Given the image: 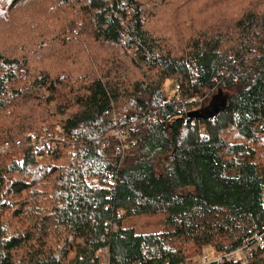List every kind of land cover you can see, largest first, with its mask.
<instances>
[{
  "label": "trees",
  "instance_id": "obj_1",
  "mask_svg": "<svg viewBox=\"0 0 264 264\" xmlns=\"http://www.w3.org/2000/svg\"><path fill=\"white\" fill-rule=\"evenodd\" d=\"M6 143L0 264H264V0H0Z\"/></svg>",
  "mask_w": 264,
  "mask_h": 264
},
{
  "label": "rangeland",
  "instance_id": "obj_2",
  "mask_svg": "<svg viewBox=\"0 0 264 264\" xmlns=\"http://www.w3.org/2000/svg\"><path fill=\"white\" fill-rule=\"evenodd\" d=\"M177 81L175 79H169L166 81L164 85V90L167 98H172L177 95ZM217 104V103H216ZM220 106V103L217 104V107ZM167 216L165 213H157V214H144L142 216L132 217L126 220L125 225L131 226L134 228L135 232L138 234H148V233H156L160 231L171 230V228L167 225L166 219ZM207 249V248H206ZM218 254H211L210 249L206 250V252L189 262L187 264H201L204 262V257L208 256L210 258L216 257ZM102 264H107V260L104 258Z\"/></svg>",
  "mask_w": 264,
  "mask_h": 264
},
{
  "label": "built area",
  "instance_id": "obj_3",
  "mask_svg": "<svg viewBox=\"0 0 264 264\" xmlns=\"http://www.w3.org/2000/svg\"><path fill=\"white\" fill-rule=\"evenodd\" d=\"M63 134H64V131H63L62 127L60 125H57L54 128V131L43 130L41 133L30 132L28 134V137H29L32 145L35 146V148L47 146V147L53 149L57 146L58 142H60L64 139ZM18 145H20V144H18ZM9 147L10 146L8 143H6L5 145H1L0 153L5 154V153L12 151V149ZM118 153H120V151ZM41 157H42L41 155L36 156L37 159H40ZM254 239H255L254 242L263 245L264 244V233H262L260 235H256L254 237ZM252 248L253 247H249L246 250L244 247H242V248H239V249L233 251L232 253L221 255V256L215 257L213 259L206 257V264L210 263V262H214V261L222 262L224 260H230V259L247 258L246 253L251 255L252 254Z\"/></svg>",
  "mask_w": 264,
  "mask_h": 264
},
{
  "label": "water",
  "instance_id": "obj_4",
  "mask_svg": "<svg viewBox=\"0 0 264 264\" xmlns=\"http://www.w3.org/2000/svg\"><path fill=\"white\" fill-rule=\"evenodd\" d=\"M222 98H223V96L220 93L218 95H215L213 97V99L211 100V103L209 104V106L205 107L203 109V111L205 113H207V112H213L216 109V101H217V99H222ZM218 109H220V108H218ZM199 111L197 110V111L190 112L189 113V116L190 117H192V116H200V114H197Z\"/></svg>",
  "mask_w": 264,
  "mask_h": 264
},
{
  "label": "bare ground",
  "instance_id": "obj_5",
  "mask_svg": "<svg viewBox=\"0 0 264 264\" xmlns=\"http://www.w3.org/2000/svg\"><path fill=\"white\" fill-rule=\"evenodd\" d=\"M218 256H221V255H218ZM218 256H217V257H218ZM206 257H207V256L204 257V262H202L201 264H206Z\"/></svg>",
  "mask_w": 264,
  "mask_h": 264
}]
</instances>
